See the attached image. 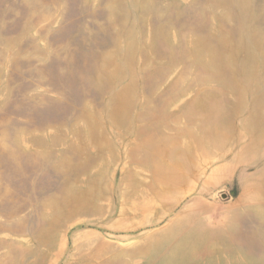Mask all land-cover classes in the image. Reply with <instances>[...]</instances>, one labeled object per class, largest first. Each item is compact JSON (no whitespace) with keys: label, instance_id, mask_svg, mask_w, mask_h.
<instances>
[{"label":"rangeland","instance_id":"obj_1","mask_svg":"<svg viewBox=\"0 0 264 264\" xmlns=\"http://www.w3.org/2000/svg\"><path fill=\"white\" fill-rule=\"evenodd\" d=\"M90 246L264 264V0H0V264Z\"/></svg>","mask_w":264,"mask_h":264},{"label":"crops","instance_id":"obj_2","mask_svg":"<svg viewBox=\"0 0 264 264\" xmlns=\"http://www.w3.org/2000/svg\"><path fill=\"white\" fill-rule=\"evenodd\" d=\"M95 256H101V258H100L101 261L102 260H108V259L112 260V262H110V263L105 261L104 264H126L124 261V252L123 251H119V250L114 249L112 252V256H111V254L107 255L106 252H104L103 250H95L93 246H90L89 252H88V258L86 255L87 260L84 259V263H82V259L80 257V264H93L92 259Z\"/></svg>","mask_w":264,"mask_h":264},{"label":"bare ground","instance_id":"obj_3","mask_svg":"<svg viewBox=\"0 0 264 264\" xmlns=\"http://www.w3.org/2000/svg\"><path fill=\"white\" fill-rule=\"evenodd\" d=\"M207 94V93H206ZM202 97V96H201ZM208 97V96H207ZM203 98V97H202ZM200 99V98H199ZM203 100V99H202ZM206 101V100H205ZM200 102V101H199ZM201 104V103H200ZM199 105V104H198ZM205 105V104H204ZM201 106V105H200ZM203 108V107H202Z\"/></svg>","mask_w":264,"mask_h":264}]
</instances>
